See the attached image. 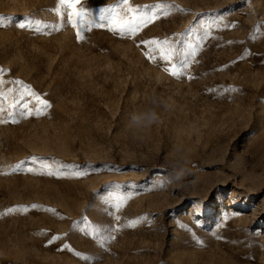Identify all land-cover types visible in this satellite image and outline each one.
<instances>
[{
  "label": "rangeland",
  "instance_id": "rangeland-1",
  "mask_svg": "<svg viewBox=\"0 0 264 264\" xmlns=\"http://www.w3.org/2000/svg\"><path fill=\"white\" fill-rule=\"evenodd\" d=\"M0 19V264H264V0ZM153 100L160 122L130 127Z\"/></svg>",
  "mask_w": 264,
  "mask_h": 264
},
{
  "label": "clouds",
  "instance_id": "clouds-1",
  "mask_svg": "<svg viewBox=\"0 0 264 264\" xmlns=\"http://www.w3.org/2000/svg\"><path fill=\"white\" fill-rule=\"evenodd\" d=\"M151 107H147L146 109L140 111H134L129 120V126L135 129H150L154 124H157L161 120V116L157 111L156 101H151ZM167 106L166 104L164 105ZM178 151H182L178 149ZM189 163L188 154L184 151L183 155H181L178 159L172 162V171L169 174L170 178L173 180H180L186 172V166Z\"/></svg>",
  "mask_w": 264,
  "mask_h": 264
},
{
  "label": "snow or ice",
  "instance_id": "snow-or-ice-1",
  "mask_svg": "<svg viewBox=\"0 0 264 264\" xmlns=\"http://www.w3.org/2000/svg\"><path fill=\"white\" fill-rule=\"evenodd\" d=\"M59 2L61 4H75V3H80L81 0H59ZM125 3H127V0H124ZM69 22L71 23V14H69ZM3 24V19H0V25ZM20 28H26L29 27L30 25L27 23H20L17 25ZM73 28L76 30L77 32V40H81L83 37L80 34V29L83 26V17L79 16L76 20L75 23H72ZM58 30V29H57ZM123 34V33H122ZM166 43V41H165ZM161 59H164L166 61L170 60V57L168 56H162ZM182 67H186V64L181 65L180 67H177L176 65H172V67L170 68H166L165 71H167L171 76L173 77H179L182 74Z\"/></svg>",
  "mask_w": 264,
  "mask_h": 264
}]
</instances>
